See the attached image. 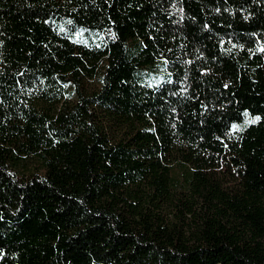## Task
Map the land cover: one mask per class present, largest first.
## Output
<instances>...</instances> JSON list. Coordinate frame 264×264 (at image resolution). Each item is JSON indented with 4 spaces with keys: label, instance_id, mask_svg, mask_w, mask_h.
Instances as JSON below:
<instances>
[{
    "label": "trees",
    "instance_id": "trees-1",
    "mask_svg": "<svg viewBox=\"0 0 264 264\" xmlns=\"http://www.w3.org/2000/svg\"><path fill=\"white\" fill-rule=\"evenodd\" d=\"M262 49L264 0H0V264H264Z\"/></svg>",
    "mask_w": 264,
    "mask_h": 264
},
{
    "label": "rangeland",
    "instance_id": "rangeland-1",
    "mask_svg": "<svg viewBox=\"0 0 264 264\" xmlns=\"http://www.w3.org/2000/svg\"><path fill=\"white\" fill-rule=\"evenodd\" d=\"M98 85L99 84L96 78H90L86 81V88L88 89H94ZM188 170V167L182 163H174L172 167V172L174 176H176L181 182L184 181V177Z\"/></svg>",
    "mask_w": 264,
    "mask_h": 264
},
{
    "label": "snow or ice",
    "instance_id": "snow-or-ice-1",
    "mask_svg": "<svg viewBox=\"0 0 264 264\" xmlns=\"http://www.w3.org/2000/svg\"><path fill=\"white\" fill-rule=\"evenodd\" d=\"M262 51H264V49H262ZM245 116H247V113H245ZM260 119V117H256L254 119H250L246 121V124H254L256 123L258 120ZM233 131H242L243 129L239 126V125H233Z\"/></svg>",
    "mask_w": 264,
    "mask_h": 264
}]
</instances>
